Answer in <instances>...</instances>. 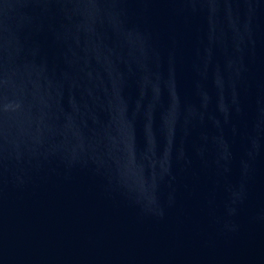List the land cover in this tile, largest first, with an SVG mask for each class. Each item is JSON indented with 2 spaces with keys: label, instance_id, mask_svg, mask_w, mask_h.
Returning <instances> with one entry per match:
<instances>
[{
  "label": "water",
  "instance_id": "water-1",
  "mask_svg": "<svg viewBox=\"0 0 264 264\" xmlns=\"http://www.w3.org/2000/svg\"><path fill=\"white\" fill-rule=\"evenodd\" d=\"M0 264H264V0H0Z\"/></svg>",
  "mask_w": 264,
  "mask_h": 264
}]
</instances>
